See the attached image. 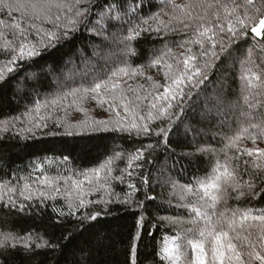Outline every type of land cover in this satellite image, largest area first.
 <instances>
[{"label": "snow or ice", "instance_id": "snow-or-ice-1", "mask_svg": "<svg viewBox=\"0 0 264 264\" xmlns=\"http://www.w3.org/2000/svg\"><path fill=\"white\" fill-rule=\"evenodd\" d=\"M160 5L153 12L154 5L146 0H0V56L4 57L0 61V85L14 78L13 74L23 71L25 66L38 65L53 51L72 42L81 31L101 41L99 45H92L93 57L104 62L100 66L102 71L95 70L97 65L85 70L79 83L72 81L74 87L57 80L56 88L50 92L41 91L51 87L41 78L50 72V66L41 68L39 74L25 76L26 83L33 82L32 91L24 92L23 86L17 84V94L24 92L32 100L25 103L19 114L0 119V133L8 134L10 140L38 141L41 134L56 135L44 131L49 121H53L69 136L87 132L157 138L156 145L149 144L132 153L113 151L97 167L73 170L71 175L64 174L63 170L49 175L45 164H55L57 158L45 156L37 157L25 175L17 170L9 179L0 180V206L18 217L0 219V264H25L39 255L38 250L59 249L49 233L21 226L26 216H42L49 201L54 216L47 219L52 229L63 228L69 217H76L77 225L84 230L108 213L113 203L139 209L138 231L131 248V264H137L135 241L141 238L139 229L146 219L145 202L156 197L149 196L147 191L143 193L144 200H137L135 196L149 185L151 174L136 172L140 187L129 182V190L122 196L115 192L113 185L124 184L126 178L131 181L134 172L129 169L143 170L146 164H152L151 156L157 146L177 155L170 148L169 140L170 134L180 135L181 126L185 128V137L189 132L193 137L190 150L178 155L213 158V164L205 176L193 177L186 184L171 176L163 178L161 173L163 179L159 186L170 187L172 197L179 189L181 203L176 207L193 214V219L187 221L193 227L165 236L157 258L168 264H182L183 249L190 248L194 255L187 264H264V210L225 208L216 212L218 205L227 203L230 192L237 198L264 199V148L256 146L258 140L264 141V47L260 55L254 54L255 38L264 37V0H184L183 3L160 0ZM112 28L116 30L111 31ZM250 34L254 44L242 49ZM170 35L179 37L171 41L183 49L179 54L169 47ZM146 38L164 40L165 44L161 49L149 50L147 65L133 67L131 58H142L134 45ZM260 43L264 45V40ZM117 53L122 57L118 62ZM227 60L232 61L233 69L239 67L240 92L247 110L240 113L243 123L232 135L222 136L224 147L217 150L207 141L197 143L196 137L203 131L185 121L197 115L206 117L211 106L223 115L221 93L231 77L224 76L213 96L205 93L210 73ZM145 67L160 69L164 83L146 75ZM137 77L150 81V86L133 88L128 84ZM89 101L113 115L101 120L87 118L88 110L83 104ZM68 102L83 112L86 119L71 124L54 115L64 110ZM226 122L222 120L221 127ZM243 140H250L253 147L242 148ZM62 159L67 162L69 157ZM125 160L126 166L120 168L119 162ZM245 175L249 177L247 180L243 179ZM92 192L103 195L95 201L87 199ZM60 196L65 206L56 205ZM93 204L102 206L101 211H85L77 216ZM158 220L169 225L185 223L178 216H161ZM84 261L86 264L87 257Z\"/></svg>", "mask_w": 264, "mask_h": 264}, {"label": "trees", "instance_id": "trees-1", "mask_svg": "<svg viewBox=\"0 0 264 264\" xmlns=\"http://www.w3.org/2000/svg\"><path fill=\"white\" fill-rule=\"evenodd\" d=\"M154 7L151 11H157L160 5V0H146ZM178 3H183L184 0H177ZM148 14V10H145ZM18 15V14H17ZM258 23V20H257ZM115 31V28L110 29ZM253 34H250L246 44H242L241 48L246 49L254 44ZM173 39L178 40L179 37L169 36V47L173 52L179 54L183 49L176 44L171 43ZM264 37L255 38L256 51L255 55H260L261 41ZM101 41L98 38H93L87 33L81 31L77 33L76 38L72 42L66 43L53 51V53L39 64L33 67L25 66L23 71L14 73V78H10L6 83L0 85V119L14 116L24 110L25 103L32 100V96H24V92H31L32 81L25 82L24 77L31 73L39 74L41 68L48 69L50 72L41 78L46 79L51 85L50 88L41 89L42 92L53 91L56 88V81L62 84L74 87L73 80L76 83L80 82V75L85 70H91L93 65L98 67L96 71H102L103 61H99L93 57V44L99 45ZM165 44L164 40L146 38L142 42L134 46L141 51L142 58H131L132 66L147 65L148 58L151 55V49H161ZM116 52L115 49L110 50ZM117 62L122 57L119 53L116 54ZM4 57L0 56V61ZM232 61L227 60L222 67H218L215 71L210 73V84L206 90V95L213 96L214 89L218 90L221 87L220 82L227 74L231 77L224 84L225 91L221 93L223 100L220 112L217 113L215 106H211L212 110L206 117L197 115L195 119L185 121L186 124L194 125L201 129L203 134L196 137L197 143H204L207 141L217 150L224 147L221 142L224 134L232 135L233 131L237 129L243 118L240 116L242 111L247 109L243 106V100L240 92V81L238 79L240 70L237 66L235 69L231 67ZM146 75L153 77V80L164 83L162 71L158 68L145 67ZM126 79V78H125ZM23 86L24 92L17 94L16 85ZM133 88L138 85L149 87L151 82L145 80L143 77H137L134 80H129ZM132 95V93H129ZM23 97V98H22ZM83 107L88 110L87 118L90 119H108L112 113L105 111L98 107L95 102L89 101L83 104ZM106 107V106H105ZM43 114V113H42ZM123 114V113H122ZM55 116L66 120L68 123L75 124L86 119L83 112L77 110L75 105H66L64 110L58 111ZM191 117V113L188 114ZM227 122L221 127V121ZM48 133H56V135H40L38 141H16L7 138L8 134L0 133V180H7L17 170L20 175H25L31 170L30 165L37 157H55L57 163L45 164V169L49 175H56L58 170H63L64 174L71 175L73 170L91 169L100 165L104 159L111 155L113 151H124L127 153L135 152L136 149L144 147L149 144L156 145L157 138H136V137H121L113 133H79L76 135H65L64 128L49 121V127L44 130ZM185 128L181 126L180 135L170 134V148L175 150L177 155L165 151L162 147L157 146L152 153V164H146L143 170L129 169L134 172V176L129 181L126 178L124 184L114 183L116 193L123 195L128 191L127 184L133 182L140 187L139 179L135 176L136 172L140 175L150 173L149 185L144 186L141 192L135 196L137 200H144V191H147L149 196H155L153 201H146L145 206L147 211L144 213L146 219L143 227L139 229L141 238L135 241L137 245V264H168L167 261H161L157 258L156 253L164 243L165 236L175 235L177 232L186 231L192 228L193 225L187 221L193 219V214L185 208H178L176 205L181 203L179 201V189L175 197L170 196V187L159 186L163 178L171 176L180 184L190 183L193 177L205 176L212 167L213 158L198 157L188 158L181 157L178 154L190 150V142L193 134L191 132L185 137ZM219 133V135H217ZM27 144V146H26ZM243 147H253L250 140L241 141ZM258 147L264 148V141L257 142ZM234 151V150H233ZM232 154V153H230ZM67 156L69 160L64 162L62 157ZM223 160V154L220 155ZM127 161L119 162V167L124 168ZM175 165V167H173ZM161 173H163V178ZM39 175V172L34 173ZM119 175L118 172L114 173ZM82 178V177H81ZM249 177L245 175L244 180ZM87 187V185H85ZM103 193L92 192L87 196V199L98 200ZM171 200L169 204L168 201ZM187 202H193L191 200ZM51 201L48 202V207L43 211L42 216H26L23 218L21 226L27 229L29 226L35 227L37 231L47 232L55 243L59 244V249L52 251L50 249H41L39 255L32 257L31 260L26 261L25 264H85L84 257H87L86 264H131V248L133 245V237L138 231V218L140 210L134 207L129 208L122 204L113 203L110 205V211L103 214L96 222H92V226L81 230L76 223V217H69L63 228L52 229L49 227V216H54L51 211ZM58 207L65 206V201L62 196L56 200ZM102 206L95 204L87 209H82L77 213L81 215L85 211L95 212L101 211ZM225 208L229 209H245L252 208L255 210H264V199L257 197L255 200L246 197L237 198L235 193L230 192L226 204L217 206L216 212H222ZM65 211H67L65 207ZM180 217L185 223L180 225H169L161 223L158 217ZM8 218L10 220L18 217L14 212L0 206V219ZM43 221V222H42ZM203 222H201L202 225ZM156 225V227H153ZM152 235L149 236V232ZM54 233V235H52ZM68 236L67 240L62 237ZM193 238L189 236V239Z\"/></svg>", "mask_w": 264, "mask_h": 264}, {"label": "rangeland", "instance_id": "rangeland-1", "mask_svg": "<svg viewBox=\"0 0 264 264\" xmlns=\"http://www.w3.org/2000/svg\"><path fill=\"white\" fill-rule=\"evenodd\" d=\"M184 251V260L182 261V264H187V261L191 260L193 258V253L191 252V249L190 248H185L183 249Z\"/></svg>", "mask_w": 264, "mask_h": 264}]
</instances>
